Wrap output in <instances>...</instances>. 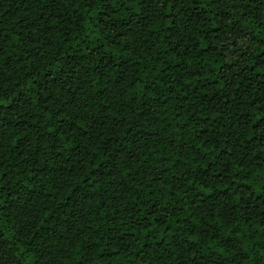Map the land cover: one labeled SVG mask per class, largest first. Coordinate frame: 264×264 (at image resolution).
<instances>
[{
    "label": "trees",
    "instance_id": "16d2710c",
    "mask_svg": "<svg viewBox=\"0 0 264 264\" xmlns=\"http://www.w3.org/2000/svg\"><path fill=\"white\" fill-rule=\"evenodd\" d=\"M0 264H264V0H0Z\"/></svg>",
    "mask_w": 264,
    "mask_h": 264
}]
</instances>
